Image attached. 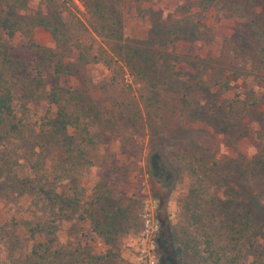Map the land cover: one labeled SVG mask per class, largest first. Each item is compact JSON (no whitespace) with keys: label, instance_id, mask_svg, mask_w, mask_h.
<instances>
[{"label":"rangeland","instance_id":"1","mask_svg":"<svg viewBox=\"0 0 264 264\" xmlns=\"http://www.w3.org/2000/svg\"><path fill=\"white\" fill-rule=\"evenodd\" d=\"M22 1L13 11L32 25L39 46L53 48L54 11L41 0ZM62 1L58 29L86 45L114 44L91 32L81 0ZM113 1L125 44L149 52L152 67L144 72L146 81L125 72L119 85L127 86L120 89L110 84V72L99 61L83 65L70 49L63 53L65 82L81 91L93 112L99 146L78 181L82 220L63 221L59 239L69 249L78 247L81 264H190V256L177 261L173 253L180 239L195 233L186 201L195 185L188 164L196 158L219 164L224 194L249 210L264 236V172L253 182L242 173L246 160L264 154V66H257L246 19L203 8L200 0ZM255 13L264 14V0H255ZM75 19L81 31L74 30ZM1 173L0 264H12L23 254L24 229L36 210L32 196L16 191L19 179ZM71 186L62 183L65 192ZM106 191L110 237L98 234L102 228L91 221L101 216Z\"/></svg>","mask_w":264,"mask_h":264},{"label":"trees","instance_id":"2","mask_svg":"<svg viewBox=\"0 0 264 264\" xmlns=\"http://www.w3.org/2000/svg\"><path fill=\"white\" fill-rule=\"evenodd\" d=\"M41 1L54 11L51 22L57 27L62 25L57 9L65 8V1ZM81 2L90 17L91 32L114 44L107 48L86 45L55 27L50 30L54 47L39 46L32 25L13 11L23 1L0 2L5 7L0 11V172L19 179L16 191L32 196L31 205L36 210V217L30 216L33 219L29 217V226L24 229L23 254L11 260L12 264H81L78 247L67 248L58 231L71 216L82 220L84 191L78 181L82 170L91 164L89 157L99 146V135L92 129L94 115L81 91L65 82V50L70 49L79 64L99 61L110 72V84L120 89L127 86L119 85L124 82L121 79L125 72L136 73L141 81H146L144 72L152 67L149 52L141 46L125 44L113 0ZM199 5L227 17L246 19L247 34L256 43L253 54L257 66H264V14L255 13V0H200ZM72 23L74 30L83 29L78 20ZM154 96L152 93L148 101L152 102ZM41 106H45L43 112L39 111ZM132 115L138 117L135 110ZM220 169L216 161L208 164L201 158L188 164L195 185L186 201L190 213L187 221L195 233L186 240L180 239V246L173 253L175 260L188 255L190 264H264L261 224L240 202L224 194L225 183L220 185L218 178ZM262 172L264 154L244 163L242 173L248 181L253 182ZM63 182L73 183L70 192L63 190ZM221 193L224 200L219 197ZM108 198L106 191L100 201L101 216L97 220L91 217L94 225L102 228L97 233L104 237H110L113 228L111 207L104 204ZM15 222L20 225V220Z\"/></svg>","mask_w":264,"mask_h":264},{"label":"water","instance_id":"3","mask_svg":"<svg viewBox=\"0 0 264 264\" xmlns=\"http://www.w3.org/2000/svg\"><path fill=\"white\" fill-rule=\"evenodd\" d=\"M153 157H156V155H154ZM155 174V173H154Z\"/></svg>","mask_w":264,"mask_h":264}]
</instances>
